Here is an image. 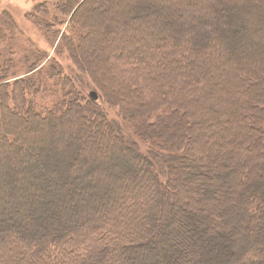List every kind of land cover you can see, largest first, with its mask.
Masks as SVG:
<instances>
[{"label":"trees","instance_id":"trees-1","mask_svg":"<svg viewBox=\"0 0 264 264\" xmlns=\"http://www.w3.org/2000/svg\"><path fill=\"white\" fill-rule=\"evenodd\" d=\"M56 9L77 73L0 25V264H264V0Z\"/></svg>","mask_w":264,"mask_h":264},{"label":"rangeland","instance_id":"rangeland-1","mask_svg":"<svg viewBox=\"0 0 264 264\" xmlns=\"http://www.w3.org/2000/svg\"><path fill=\"white\" fill-rule=\"evenodd\" d=\"M58 1L60 0H0V25L6 27L7 33L12 35L10 40L16 56L12 68L13 72L18 73L19 78L27 76L26 69L29 66L25 63V54L46 55L47 60L56 59L60 62L68 74L77 73L66 55L57 56L56 49L67 27L62 20L56 19ZM3 10L11 14L6 25ZM107 21L105 20L104 23ZM9 24L16 28L9 29ZM97 33L98 29L94 31L92 28L91 38L99 37ZM82 78L84 82L88 81L86 77ZM103 107L115 123L126 127V123L119 117L117 110L108 106Z\"/></svg>","mask_w":264,"mask_h":264},{"label":"water","instance_id":"water-1","mask_svg":"<svg viewBox=\"0 0 264 264\" xmlns=\"http://www.w3.org/2000/svg\"><path fill=\"white\" fill-rule=\"evenodd\" d=\"M91 97H92V99L95 100V101L98 100V95H97V93H95V92H92V93H91Z\"/></svg>","mask_w":264,"mask_h":264}]
</instances>
